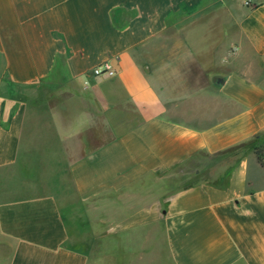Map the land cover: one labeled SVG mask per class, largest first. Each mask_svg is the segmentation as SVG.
Here are the masks:
<instances>
[{
	"label": "crops",
	"instance_id": "1",
	"mask_svg": "<svg viewBox=\"0 0 264 264\" xmlns=\"http://www.w3.org/2000/svg\"><path fill=\"white\" fill-rule=\"evenodd\" d=\"M262 144L264 0H0V264H264ZM40 150L111 257L21 186Z\"/></svg>",
	"mask_w": 264,
	"mask_h": 264
},
{
	"label": "rangeland",
	"instance_id": "2",
	"mask_svg": "<svg viewBox=\"0 0 264 264\" xmlns=\"http://www.w3.org/2000/svg\"><path fill=\"white\" fill-rule=\"evenodd\" d=\"M23 92H21V97ZM45 122L41 126L42 134L38 136V144L41 146H46L49 144V135L50 127ZM108 139V138H107ZM257 149V155H260L264 151V144L259 145ZM47 152L45 150H40L37 160L40 162V169L32 170V177L27 179L22 178L21 186H28L32 188L34 192H51L57 196L62 207V211L65 215V219L69 225V244L78 249H85L91 258L98 259L100 255H103V251L106 250V253L110 256L112 255V239L113 234L109 232L102 239V244L99 247V234L100 230L103 233V228L107 227V222H104L103 216L99 218L98 216V203L91 202L85 203L79 200L78 195L76 194L75 188L73 187L71 181L66 177V172L64 168L59 167V158L57 154H51V165L55 167L50 168V162L47 160ZM199 159L205 162L209 160L200 156ZM194 168L190 166L189 168L180 169L178 175L175 174L176 170L170 172L171 176H180L181 179L187 182L193 181L194 177ZM209 170L202 169L201 175L206 173ZM29 189H25L27 195L34 194V192ZM113 203H111L110 210L113 212ZM104 225V226H103ZM101 249V250H100Z\"/></svg>",
	"mask_w": 264,
	"mask_h": 264
},
{
	"label": "built area",
	"instance_id": "3",
	"mask_svg": "<svg viewBox=\"0 0 264 264\" xmlns=\"http://www.w3.org/2000/svg\"><path fill=\"white\" fill-rule=\"evenodd\" d=\"M112 71H113L112 65L108 62H105L95 67L94 74L98 76L109 75L112 73Z\"/></svg>",
	"mask_w": 264,
	"mask_h": 264
}]
</instances>
